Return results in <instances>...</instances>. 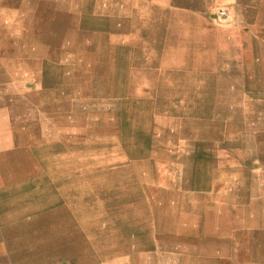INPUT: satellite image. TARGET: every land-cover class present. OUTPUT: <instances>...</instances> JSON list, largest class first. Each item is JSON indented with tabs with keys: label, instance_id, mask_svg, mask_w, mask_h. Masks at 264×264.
I'll return each instance as SVG.
<instances>
[{
	"label": "crops",
	"instance_id": "1",
	"mask_svg": "<svg viewBox=\"0 0 264 264\" xmlns=\"http://www.w3.org/2000/svg\"><path fill=\"white\" fill-rule=\"evenodd\" d=\"M25 9L0 0V264H264V0H120L81 49L5 52Z\"/></svg>",
	"mask_w": 264,
	"mask_h": 264
},
{
	"label": "rangeland",
	"instance_id": "2",
	"mask_svg": "<svg viewBox=\"0 0 264 264\" xmlns=\"http://www.w3.org/2000/svg\"><path fill=\"white\" fill-rule=\"evenodd\" d=\"M119 1L120 0H32L33 9L24 10V13H27L25 18L31 24L30 31L19 29V25L15 23L10 24L8 21V23L2 26L3 37L6 41L16 36L15 34L18 36L23 35L25 32H31L32 35L35 36L39 35L41 31H44V43L47 41V45L44 46V53H55L57 52L56 46L55 48L49 46V40L47 38L49 36H55V33H59L64 37L63 39H66L69 43L76 44L77 47L74 48L78 50L86 44L88 38L92 37V34L95 32V23H104L106 16L107 20L108 17L112 16V21L114 23L120 22V9H110L119 4ZM3 48L5 52H10V49L12 52H15V47L8 46L7 41ZM18 49L24 50L26 47L18 46ZM145 96L146 99H151L152 94L146 93ZM180 96H182L183 100V95ZM147 117V113H145L143 117L139 115V126L137 127V125H135L136 128L132 127V132L137 133L139 130V133L145 136L151 135L154 127L150 124V118ZM141 123H144V125L140 126ZM117 129L120 130L121 126ZM118 133L121 132L118 131ZM123 133H126V130L123 131ZM85 162H87V158L85 160L82 157V163ZM145 208L152 210V206Z\"/></svg>",
	"mask_w": 264,
	"mask_h": 264
},
{
	"label": "built area",
	"instance_id": "3",
	"mask_svg": "<svg viewBox=\"0 0 264 264\" xmlns=\"http://www.w3.org/2000/svg\"><path fill=\"white\" fill-rule=\"evenodd\" d=\"M228 11L227 9H219L216 13L217 18L224 20L227 18Z\"/></svg>",
	"mask_w": 264,
	"mask_h": 264
}]
</instances>
